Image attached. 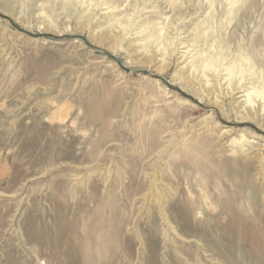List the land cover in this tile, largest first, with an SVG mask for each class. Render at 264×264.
<instances>
[{
    "label": "rangeland",
    "instance_id": "rangeland-1",
    "mask_svg": "<svg viewBox=\"0 0 264 264\" xmlns=\"http://www.w3.org/2000/svg\"><path fill=\"white\" fill-rule=\"evenodd\" d=\"M0 264H264V0H0Z\"/></svg>",
    "mask_w": 264,
    "mask_h": 264
}]
</instances>
